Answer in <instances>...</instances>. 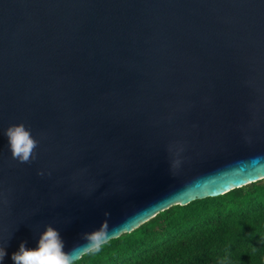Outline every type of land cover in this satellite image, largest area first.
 Returning a JSON list of instances; mask_svg holds the SVG:
<instances>
[{
  "label": "water",
  "instance_id": "water-1",
  "mask_svg": "<svg viewBox=\"0 0 264 264\" xmlns=\"http://www.w3.org/2000/svg\"><path fill=\"white\" fill-rule=\"evenodd\" d=\"M261 179L264 0H0V264Z\"/></svg>",
  "mask_w": 264,
  "mask_h": 264
},
{
  "label": "trees",
  "instance_id": "trees-1",
  "mask_svg": "<svg viewBox=\"0 0 264 264\" xmlns=\"http://www.w3.org/2000/svg\"><path fill=\"white\" fill-rule=\"evenodd\" d=\"M77 264H264V179L172 205Z\"/></svg>",
  "mask_w": 264,
  "mask_h": 264
},
{
  "label": "clouds",
  "instance_id": "clouds-1",
  "mask_svg": "<svg viewBox=\"0 0 264 264\" xmlns=\"http://www.w3.org/2000/svg\"><path fill=\"white\" fill-rule=\"evenodd\" d=\"M4 135L7 137L11 157L14 160L28 163L35 158L34 150L38 147V141L23 124L9 126L4 131ZM108 238V224L104 221L98 229L81 235L84 243L65 251L60 232L51 225H45L44 230L39 233L36 247L29 249L22 242L18 250L11 254V260L13 264H77L82 258L100 252L108 242ZM5 255V249L0 247V262Z\"/></svg>",
  "mask_w": 264,
  "mask_h": 264
}]
</instances>
